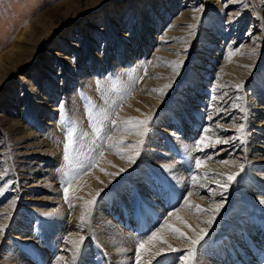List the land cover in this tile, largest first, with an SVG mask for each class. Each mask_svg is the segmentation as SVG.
Returning a JSON list of instances; mask_svg holds the SVG:
<instances>
[{
    "label": "rangeland",
    "instance_id": "obj_1",
    "mask_svg": "<svg viewBox=\"0 0 264 264\" xmlns=\"http://www.w3.org/2000/svg\"><path fill=\"white\" fill-rule=\"evenodd\" d=\"M228 2H231V0H0V56L2 55L4 58L0 67H9L19 59V54L21 53V49H17L19 42H21L20 46L23 42H28V46H30L32 50L35 43V41L32 42L34 39L32 33L38 31L36 29L44 32L47 28L43 40L39 43L36 42L33 48L34 53L32 52L31 55L33 56L34 54V57L30 59L34 60L32 62L29 61L30 63L26 62V64H22L21 66L16 67V69L15 67L9 68L7 70L9 75L8 73L6 74L8 75V79L0 86V211L4 212L0 214V220H3L4 218L2 219V217L6 216V214L11 211V207L14 206V198H18L14 213L19 210L17 212V214H19L21 208L26 209V214L24 217H21V221L18 216L10 219L11 222H9L8 229L1 237L0 254L6 255L10 249L13 251L16 248V250L21 253L25 252L24 255L28 254L25 258V261H27L26 264H53L60 255L64 254V252L61 253V245H59L60 247H58V249H50L47 247L44 235L50 230V222L43 218L44 216L41 214L43 212L40 210L49 209L50 206L64 207V193L65 189H67L69 206L66 204L68 207L66 218L71 219L73 217L72 221H74V218L80 216V220L83 219V217L84 220H87L89 228V249H91V252L94 254H92L93 257H91L92 261H89L87 264H111L108 259L105 260L100 257V260H97L96 258L100 253L99 249L102 247H98L99 244L94 239V237L96 238V232L93 231V229L97 224L95 221L90 223L91 220L89 219V215L91 218L95 215V212L92 211L93 204L97 205L100 201L109 200V202L106 203V205H109V211L110 207L113 206V201H119V197H117L115 193H112L113 195L111 194L109 196L110 199H108L107 196V200L103 198V196L101 197L100 194L94 195L93 191L94 187L99 183V180H97L99 179V176L104 177L102 172L106 169L104 168L102 161L105 159L108 151H110L109 139H104V133L101 129L102 125H105L107 122H105V120L103 123L98 121L89 126V128L86 125V129L97 127L99 130L90 131L91 134L86 139H77L76 133L79 127L77 125L78 123H76L77 119L75 120L73 117L74 115H72V108L69 107V105L67 106L69 99H71L72 96H77L79 102L81 100L83 101L84 104H81L82 106L79 105V109L82 107L84 113L83 119H87L91 114H94L97 117L99 115L98 104L95 102V97L85 88L86 81L94 79L96 81L95 83L102 85L104 80L107 82L109 80V83L112 85V94L114 96L117 95L115 96L117 100V97L121 98V105L118 106V108L115 107L116 109L113 108V114L109 116V121H112L110 129L113 130V119H117L118 115L116 116V114L123 111V105H125L126 100H129L128 98L131 97V95L130 97L128 95L125 99V95L120 93V89L118 92L115 90L118 88L119 83L125 81L123 78L119 79V74L121 72H126L127 74L134 70V68H142L141 76L134 81L136 94L142 93L141 95L143 97L141 100L146 104L148 103L147 105H149V108L143 112L141 106L137 103L141 101L140 99L133 100L132 103L140 109L142 114L148 113L149 111L154 112L148 119L147 129L142 132V125H138L139 131L145 134L141 152H149L145 161L148 160V163L151 162V164H156L159 163L160 160L164 161L174 157L181 162L183 160L184 162L188 161L187 163H190L191 168L192 161L189 160L187 155L181 150L178 140L181 139L182 142L187 141L186 143H197L202 139L201 136L205 134L206 126L200 125L199 127H192L193 131H196L197 133L191 139L189 136L185 137L184 130L179 129V127L183 126L182 121L188 120V118H186L188 115L190 117L193 116L192 121H195V117L197 120H201L198 114L195 113V110L196 112L201 111V109L205 110L206 107L203 106V104H200V100L204 102L211 101V93H209V91H212L215 87L214 84L218 85L217 82H219L221 78L223 79V77L230 75L232 80H230V78L225 80L230 86H223L225 88L229 87L228 90H237L238 86L234 88L230 87L234 86L236 83H240L243 77L244 79L247 77L248 82L244 84L243 93L246 100L248 99V102H255L256 97L258 95L262 96L264 92V87H262V84H264V35L261 36L263 41L261 43L262 46L258 48L257 52L255 51L252 52L251 55H248L249 57H252L250 63H248L247 60L245 63L233 66L234 68L231 63L230 65L229 63H224L225 51L228 52L230 51L229 49L232 50L233 46L238 48L242 44H245V46L250 44L251 41L247 40L250 36H246L247 34H251V37L253 38L257 34L260 35L261 32L264 33V0H241L238 4L236 2L235 6H231L229 10H222L221 5ZM142 11L143 14L140 13ZM231 11L240 12L241 19L246 20V25H242L243 30H241V35L236 37L235 32L229 36L226 35V37L223 35L217 37L216 42L214 43L215 45L210 48L211 53L208 52L210 56L203 55L205 52L203 50L204 44L210 46L211 43H213L212 41L215 40L213 38L215 37V32L209 34V31L214 30L212 28L213 20L220 22V26L223 28L224 32L226 27H230L227 18ZM244 15H246V17L243 18ZM147 18L150 20L149 25L147 26L151 27V30L148 29L149 34H147V36H145V34L143 37L137 38L138 33L143 32L144 29V27L140 28L141 26L139 23ZM160 21L163 23L157 27L156 25L159 24ZM178 22L180 24H176ZM29 24L32 26H29ZM234 24V26H231L237 27L238 22H235ZM130 26L132 28H130ZM134 29L139 32H136ZM130 30H134L133 33L135 32V37L133 36V38H131L133 33L130 35ZM23 34H25V36ZM206 34L211 36L210 43L209 41L205 42L204 40ZM126 39L128 40L125 41ZM233 39L235 41L241 40V42L232 44ZM30 41L32 42L31 45L29 44ZM121 42L125 45L122 50ZM187 44L190 45L188 46ZM109 45L111 46V55L110 63L107 64L105 56L103 57V61L99 60L98 57ZM175 48L178 50L177 52H175ZM183 49H186V51L181 53L180 50ZM173 51L175 53H173ZM219 51L220 54H218ZM141 52L145 54L143 55ZM189 52L193 54L190 57L188 56ZM9 53L12 55H9ZM183 53L188 54L187 57H184L185 59H181ZM66 54L69 59L72 58L73 64H70L71 67H73L74 64L81 67L82 63H84L83 69L87 67L86 65L90 64L91 56H94L95 58L94 61L92 60V64L88 65L90 66L88 73L79 71V76H76V80L74 79L76 83L73 81L74 84L71 85L69 92L63 93L61 84H64V81L60 80L61 77L56 78L54 86H56L55 90L58 91L60 96L49 101L47 95L52 94V91H50L48 87H46V92L43 91L42 87H45V85L47 86L48 84L42 82L43 77L39 74L40 69L44 71V67L48 68L47 63L45 62L48 57L57 60L58 63L55 62V67L59 68L60 66L63 68L64 61L68 63L71 62L64 57ZM69 54L74 56L71 57ZM217 54L218 60L212 64L211 58H217ZM188 57L189 60H187L186 74L182 76V74L178 72V69L180 68L181 70L183 68L186 62L185 60ZM11 60H13V62ZM98 60L100 62H98ZM252 60H255L256 62L253 63ZM206 61L207 63H205ZM259 62L260 64H258ZM255 64H258L257 68L254 67L256 66ZM200 69L204 71L201 72ZM226 70H229L228 73L224 72ZM72 71L74 70L72 69ZM50 72L52 73L53 71H49L47 75L50 76ZM195 73L199 75L197 79L194 78L196 75ZM116 74L117 77H115ZM207 74L209 77L206 78ZM150 82L153 84L151 91L148 90L147 93L143 94V90H147V86ZM159 82L161 84H159ZM169 84H171V87H166V85ZM167 88L168 91L164 92V89ZM114 90L116 93H114ZM161 90L164 92V95H160ZM42 93L45 94L43 95ZM38 95L41 96V99H38ZM8 98H10V103H7ZM42 98H44V100ZM159 99L164 101V105L161 109L157 110V113H155V104L151 101L157 100L156 102L158 103ZM44 102V108H41L40 110H42V113L45 112V116L38 120L39 117L36 113L37 106H40V103ZM255 104L256 105L253 107L256 108L260 105L257 101ZM63 105L64 107L66 105L63 109L64 117L57 118L62 112L61 106ZM48 108L51 109L50 116L54 118L53 120H49ZM137 108L136 111L138 110ZM136 111H133V114L137 113L136 115L139 116L138 119L144 121V119H140L139 112ZM178 116H183L179 127L175 124L176 121L180 122ZM50 122L53 124L48 125L47 123ZM227 124L229 125L230 123L228 122ZM187 125H189L188 121L186 123V126ZM49 129L59 134L60 137L63 136L59 147L63 144L64 150L62 149V151L64 156V166H62L63 169L61 170L63 171L61 172L60 179L57 180L56 187L54 188V191L59 194H55L51 191L41 192L39 189L35 190V194H31L30 191L34 188H30L29 185L36 184V180H43L47 172L52 174L51 169L57 168L56 166L53 167L52 164L51 166L46 164V166H48L44 169L47 170L46 172L37 171L32 174V176L29 175L31 176V179H25V175L29 174L30 171L36 170V168L39 167V163H46V154L44 159L39 157V154L40 156L44 155V153L42 154L41 149H49L51 151L50 143H47L48 147H44L45 143L39 147L38 144L39 141H42L46 137ZM211 131L213 130L211 129ZM245 131L250 133L251 129L246 128ZM106 132H108L107 128ZM70 133L73 139L71 146L69 145L68 139ZM29 134L31 135L29 136ZM206 134H209V132H206ZM261 134H263V139L258 140V138H255V141H253L255 142L253 143L252 148L254 153H252L250 159L256 160L258 158L257 160L260 161V158H264V131H262ZM245 135H247V133ZM254 135L252 134V137H254ZM96 141H99V145L97 144L95 148L94 143ZM125 143L124 147L126 146ZM158 145L164 148V152H171V157L166 158L165 155L158 154V151L153 153L152 151L159 147ZM26 147H30V149L26 150ZM80 148H83L84 151H82V149L80 151ZM176 148H179V150ZM56 149H58L59 152V148L57 147ZM27 152L29 154H26ZM32 152L33 155L30 154ZM82 154L84 155L83 157ZM195 155L196 156L194 157L199 156V154ZM182 157L184 158L182 159ZM150 158H155V160L152 159L151 161ZM157 158H159V161ZM113 160H115V158H113ZM195 160V165H197V159ZM5 161H7V167L3 164ZM76 164L78 165L76 166ZM188 164L186 165V168L188 172H190ZM249 165L248 161L247 167H243V171H241L242 173H240L230 185L232 192H237L239 197L234 196L235 193H231V205L227 208V213L236 214L240 211L239 208L238 210L231 209L232 206H235L236 204L235 200H238L239 198V205H242L243 209L245 208L246 211L248 210V212H250V227L253 228L254 226V228L260 229L264 228V211H254L252 204L254 201L252 200L250 202L247 200V197L244 198L242 196L245 194L243 187L246 185L244 186V182L249 181ZM138 166L143 169L145 168L143 162H138ZM55 171H58V169H55ZM259 173L264 176V169H260ZM146 175L149 176V179L146 178V181L148 182V180L151 179L152 183H142L141 186L149 185V189L151 188L150 191L154 193L155 197L157 195L155 202H153L154 205L146 202L142 190H140L139 187L128 183V181L127 185L130 190L128 196L130 201L127 205H125L123 201L118 204L121 211V214L119 215L122 216L116 218L113 210H110L106 214L107 219L110 218L115 220V225L120 229H124L126 232L137 237L135 241L136 247L140 245L141 241H146L148 237L160 228L161 224L165 221L164 218H166L169 213H176L179 211L183 201V195L188 194V191H186L183 195H178L171 182L160 173L151 171L150 174ZM133 176L134 175H130V177ZM94 179L97 181H93ZM43 183L44 182L41 184ZM48 183H53V181L50 180ZM254 183L255 185L259 184L258 182ZM8 184L10 185V188L2 194L5 186ZM50 185L52 186L53 184ZM13 186H16V188ZM42 189L47 190L52 188L42 187ZM16 191L17 193H20L19 196H17ZM252 195L254 196L255 194ZM96 196H99L98 199ZM176 197L179 199L176 200L175 206H172V200ZM150 199H152V195L150 196ZM61 200H64V202H61L59 205L55 204V202ZM72 202H75L76 207L73 206ZM94 209L96 210V207ZM160 209L166 215H159L158 210ZM225 215L224 218L218 222V226L216 227L224 225V221L228 220L229 216L226 215V217ZM25 220H28L35 226L37 225L39 228L33 234L35 238H32L31 242L26 241L25 237L19 238V234L16 236V232H19L21 229V222ZM150 223H152V225L148 226ZM141 230L142 232L144 230L146 231H144L145 233H142ZM243 233V240L241 238L243 245L237 244L233 240L229 243L232 247V252L229 251V256L227 254L228 262L244 264L246 261V258L243 257L244 253H250L252 251V255H254V246L262 243L261 236H259L261 231L255 235H250V232L245 233L243 231ZM211 239L212 238L210 237L209 241ZM213 242L216 241L214 240ZM221 242L222 241H220V243ZM205 243L206 242L201 243L196 248L195 256L192 257L194 264H196L198 257L201 256V248L205 246ZM220 243H218V245H220ZM235 246L239 248V250ZM44 249L48 251L47 255L41 254ZM102 250L106 251L104 248ZM103 251L102 253L105 255ZM255 259L258 260V258H254L250 262L253 263ZM1 260L2 258H0V264ZM79 260H76V264H78ZM262 261L264 260H258L256 264H264ZM133 262V264H137V261Z\"/></svg>",
    "mask_w": 264,
    "mask_h": 264
},
{
    "label": "bare ground",
    "instance_id": "obj_2",
    "mask_svg": "<svg viewBox=\"0 0 264 264\" xmlns=\"http://www.w3.org/2000/svg\"><path fill=\"white\" fill-rule=\"evenodd\" d=\"M240 1L241 0H231V2L222 4L221 8L222 10L226 9L227 11L231 8V6H235L236 2L238 4V2ZM140 13L143 14V11ZM244 17H246V15H244L243 18ZM148 19L149 18L144 19L139 23V25L141 26L140 28L144 27L143 32H139L138 30L134 29L136 32H139L137 38L139 37L141 38L143 37V35L146 34L145 36H147V34H149V30H151V27L147 26L149 25V21H150ZM227 20H228V23L230 24V27L228 28L226 27L225 28L226 30L224 32H223V28L220 26V22L218 21L216 22V20H213L212 28L214 30L209 31V34L212 32H215V37H213L215 40L212 41L213 43H211L210 46L209 45L207 46L206 44H204L203 50L205 52L203 55L208 56L209 53H211L210 48H212L215 45L214 43L216 42L217 37L222 36V35L226 37V35L229 36L230 34L235 33V32H236L235 33L236 37L241 35V30H243L242 25H246L245 23L246 20L241 19L240 12L231 11L229 13ZM161 21L159 22V24L156 25L157 27L161 23H163ZM235 22H238L237 27H233L235 25L234 24ZM176 24H180V23L178 22ZM29 26H32V25L29 24ZM130 28L132 27L130 26ZM36 30L38 31H34L35 33H32V35L34 36V39L33 41L32 40L31 41L32 42L35 41L32 47V50L30 46H28V42H23L21 46H20L21 42H19V44L17 45L18 47L17 49L18 50L21 49V53L19 54L20 55L19 59L15 63H12L13 60H11L12 64L9 67H6V66L0 67V86L2 85L4 81L8 79L7 77L9 73L7 70L9 68L15 67L16 69V67H19L22 64H26V62H29V61L32 62L34 60V59L33 60L30 59L34 57V54L33 56L31 55L33 52V48L36 42L39 43L40 41L43 40V36L47 32V31L45 32V30L44 32L39 31V29H36ZM133 31L130 32V35L131 33H133ZM134 33L131 35V38H133V36L135 35ZM209 34H206V37L204 40L205 42L209 41L210 43L211 36ZM23 35L25 36V34ZM263 35L264 33L261 32L260 35L257 34L256 36L252 38L251 34H247L246 36L251 37L247 39L248 41H251L250 44H248L247 46H245V44H242L238 48L236 46H233L232 50L229 49L230 51L228 52L225 51L224 63H229V65L231 63L232 67L238 64L245 63L247 60H248L247 62L250 63V59L252 57L251 56L249 57L248 55H251L252 52H255V51L257 52L258 48L262 46L261 43L263 41H262L261 36ZM128 39H126L125 41H127ZM31 41L29 42L30 45L32 44ZM240 42L241 40L239 41H235L234 39L232 40V44L240 43ZM121 45H122L121 46V50H122V48L125 47V45L123 42H121ZM187 45L189 46L190 44H187ZM177 51L178 50L175 48V52ZM184 51H186V49L180 50L181 53ZM175 52L173 51V53ZM141 53L143 54V52ZM10 54L11 53H9V55ZM218 54H220V51L218 52ZM218 54H217V58H211L212 64L218 60ZM110 55H111V46L109 45L105 48V50H103L102 54L99 55L98 59L103 61V57L105 56L106 58L105 61H107V64H109ZM187 55L188 54L183 53L181 59L184 57H187ZM192 55L193 54L189 52L188 56L190 57ZM69 56L73 57L74 55L72 56L69 54ZM64 57H66V59H69L67 54ZM189 57L186 58L185 60L186 62L183 68L181 70L180 68L178 69V72L181 73L182 76L186 74L185 72L187 70L186 65H187V60H189ZM94 58H95L94 56H91V60H90L91 62L88 65L92 64V60L94 61ZM3 59L4 58L1 55L0 65ZM99 60L98 62H100ZM45 62L47 63L48 68L44 67V71L40 69L39 74L43 77L42 82H44V84L45 83L48 84L47 86L45 85V87H42L43 91L46 92V87H48V89L52 91V94L47 95L49 97V101H52L57 96H60L58 91L55 90L56 86H54V81H56V78L61 77L60 80L64 81V84H61L63 93L69 92L71 85L74 84L75 82L74 79L76 80V76H79V73H80L79 71H82L83 73L84 72L88 73V70L90 68V66L86 65L87 67L85 66L86 68L83 69L84 63H82L81 67L78 66L77 64H74L73 67H71L70 64L71 63L73 64L72 58L69 59L70 63L66 61L63 62V66H64L63 68H61L60 66L59 68L55 67L56 65L55 62H57V60L54 58L48 57ZM255 62L256 61L254 60L253 63ZM205 63H207V61ZM258 64H260V62ZM258 64H255L256 66L254 67L257 68ZM99 65L101 66L100 63ZM210 68H211V65H210ZM72 69L74 71H72ZM49 71H53L52 73L50 72V76L47 75ZM200 71L203 72L204 70L200 69ZM228 71L226 70L224 72L228 73ZM7 73L8 75H6ZM121 73L119 74V79L123 78L125 81L119 83L118 88L115 90L118 92V90L120 89L119 91L121 94L125 95V99L128 97V95L129 97L131 95V97L128 98L129 100H126L125 102L126 104L123 105V108H122L123 111L116 114V116L118 115L117 119L115 118L113 119L114 121L113 130L110 129V125L112 121H109V116L113 114V108L115 107L118 108V106L121 105V98L117 97L118 98L117 100L115 98V96L117 95L114 96L112 94L113 93L111 92L112 85L109 83V80L108 82L104 80L102 85L95 83L96 81L94 79L93 80L90 79L89 81L88 80L86 81L85 88L87 89L88 92H90L95 97L94 98L95 102L96 104H98V114L99 115L97 117L96 115L91 114L90 117H87V119L86 118L83 119L84 113L82 111V107L81 109H79V105L84 104V103L82 100L79 102L77 96H72L71 99H69V102L67 104V106L69 105V107H71L73 110V113H72V115H74L73 117L75 118V120L77 119L76 123H78L77 125L79 127L76 133L77 139H80V140L86 139L88 136H90L91 134L90 131L99 130L97 127H91V129H88L89 126L95 124L96 122L100 121L101 123H103L104 120L105 122H107L105 125H102L101 129H102V132L104 133V136L102 135L104 139L106 138L109 139L110 151H108V153L105 156V159L102 161L104 164V168L106 170L102 172V175L104 177L99 176V179H97L99 180V183L93 189L94 195L100 194L101 197L103 196V198L107 199V196H108V199H110L109 196L112 193H115L116 196L119 197V201L118 202L113 201L112 203L113 206L110 207V210H113L114 216L117 218L119 216H122V215H119L121 214V211H120L118 204L122 203L123 201L124 204L127 205V203L130 201L129 196H128V192L130 190L127 185V182L129 181L128 183H131L139 187L140 190H142V192L145 195L146 202L154 205L153 202H155L157 195L155 197L154 193L150 191L151 188L149 189L148 187L149 185L141 186L142 183H148V184L150 182L152 183L151 179L148 180V182L146 181V178L149 179V176H147L146 174H150L151 171L160 173L163 177L165 176L171 182V184L175 188L178 195H183L186 191H188L187 192L188 194L183 195V201H182L179 211H177L176 213L175 212L169 213L168 216L164 218L165 221L161 224L160 228H158L154 232L155 238L149 239L148 237L147 240L144 241L142 248L140 247V245H138V247L135 246L136 244L135 241L137 238L135 235L126 232L124 229L123 230L120 229L117 225H115V220H112L110 218L107 219L106 214L110 211V210L108 211L109 205H106V203L109 202L108 199H107L108 201L106 200L100 201L97 205L93 204L92 211L95 212V215H93L92 218L89 215V219L91 220L90 223H92V221H95L97 224L94 226V229H93V231L96 232L95 234L96 238L94 237V239L99 244L98 247H102L99 249L100 256L99 255L96 256L97 260L98 259L100 260V257L102 258L101 252L103 251L102 249L104 248L106 249V251H103V252L106 254V258L110 261L111 264H133L134 263L133 261H137V251L138 250L142 252V253L139 252L140 254L139 264H194L192 260L193 256L190 257L188 255L189 250H193L195 252L196 248L201 243L206 242L204 244L205 246L202 247L203 249L201 248V251H202L201 256L198 257L196 264H232L233 262H228V259H227L228 258L227 254L229 256V251L232 250V247L230 246L229 243L233 240L235 243L243 245L242 244V240L244 236L243 231L245 233L250 232L249 233L250 235L258 234L260 233V231L262 233V234L260 233L259 235L261 236L262 243H259L260 245L255 246L253 249V251L255 250V252H257L258 250L257 252L258 254L254 253V255H252L251 252L244 253L243 257L246 258V261L244 264H256L258 260H264V228L256 229L254 228V226L253 228L250 227V221H251L249 220L250 212H248V210L246 211L245 208L243 209L242 205L241 206L239 205L240 204L239 198L238 200H235L236 204L235 206L233 205L231 209L238 210L239 208L240 211H238V213L236 214L227 213L228 211L227 208L231 205V193L232 194L235 193V191L232 192L231 187H230V185L234 181H230L228 178L229 176H232L236 173H239V174L242 173L241 166L243 167L245 166L246 168L248 161L250 165L248 166V170H249L248 178L249 179L248 178L247 179L251 181L244 182L245 183L244 186L246 185L245 187H243L245 194H243L242 196L244 198L247 197V200H249L250 202L252 200L254 201V203L252 202L254 211H264V203L261 202V201H264V176L259 173L260 169H264V161H262L264 160V158H260L259 159L260 161L257 160L258 158L256 160L250 159L252 153H254V150L252 148H253V143L255 142L253 141H255V138H258V140L263 139L262 138L263 134H261V132L264 131V92L262 96L258 95L256 97V101L260 105L257 106V108L253 107L254 105H256L255 104L256 101L248 102V99L246 100L245 95L243 93L244 84L248 82L247 81L248 78L246 77L244 79L243 77L240 83H236L234 84V86L230 87V88H234L238 86L237 90L235 89L228 90L229 87L225 88L223 85L230 86L229 84H227L225 80L228 78L232 80L231 76L230 75L227 77L222 76L223 79L221 78V80L217 82L218 85L214 84L215 87L212 89V91L208 90L209 93H211V96H210L211 101L204 102L200 100L201 101L200 104H203V106L206 107L205 110L201 109V111L199 112L198 111L196 112L195 110V113L198 114L201 120H197L195 117L194 118L195 121H192L193 116L190 117L188 115V117H186L188 118V120L182 121L183 126H180L181 119L183 116L182 117L178 116V119L180 122L176 121L175 123L176 125H178V127L180 126L179 129L184 130L183 132H184L185 137L189 136L190 139L197 133L196 131L195 132L193 131L192 127H199L200 125L206 126L205 134L201 136L202 138L201 140L204 141L203 144H200L199 141L197 143H186L187 141L182 142L181 139L178 140L179 141L178 144L180 145L181 150H183L185 155H187V158L192 161L191 168H190V163L189 164L187 163L188 161L184 162L183 160L181 162L175 159L174 157L170 158L171 152H164L163 150L164 148H162L160 145H158L159 147L155 148L154 151L152 152L156 153V151H158L157 152L158 154L165 155L166 158H170V159L164 160V161L160 160L159 163L151 164V162L148 163V160L145 161V158L148 157L149 152H143V153L141 152V149L143 147L142 143L144 141L145 134L141 133L138 129V125H141L138 123L140 121L138 119L139 116L136 115L137 113L133 114V111H136L137 107L135 106L134 103H132V101L138 100V99L141 100L143 97L141 95L142 93L136 94V88H135V82H134L135 80L139 79V77L141 76L142 68L140 67L134 68V70L127 73L128 75L126 74V72H124L123 74ZM117 74H118V70H117ZM117 74L115 77H117ZM155 76H156V73H155ZM198 77L199 75L196 74L194 78L197 79ZM207 77H209L208 74L206 75V78ZM159 84L161 83L159 82ZM152 86L153 84L150 82L149 85L147 86V90H143V94L147 93L148 90L151 91ZM115 90H114V93H116ZM166 91H168V88L164 89V92ZM42 94L44 95L45 93H42ZM38 96H39L38 99H41V96L40 95ZM42 99L44 100V98ZM156 101L154 100L151 101V102H154L155 104L154 106L156 110L155 113H157V110L161 109L164 105L163 100L161 101V99H159L158 103ZM7 103H10V98H8ZM12 103H15V102H12ZM137 103L141 106V109L143 112H145V110H148L149 108V105H147L148 103L146 104L145 102H142V100ZM44 104L45 102L40 103L41 107L37 106V111L35 110L37 113V116L39 117L38 120L42 119L45 116V112L42 113V110H40L41 108H44ZM61 107H62V110L61 109L60 110L62 112L59 116H57V118L64 117L63 109L66 107V105L65 107L64 105ZM50 111L51 109L48 108L49 120H53L54 118L50 116L51 115ZM136 112H139V115L141 117L140 119H144L145 122H148V119L150 118L152 113H154V112L149 111L148 113L142 114V112H140V109H138ZM187 121L189 122V125L186 126ZM228 122L230 123L229 125L227 124ZM47 124L51 125L53 123L50 122ZM86 125L88 126L87 129H86ZM242 126L244 128V131L241 132L239 131V129ZM142 127H143V130H142L143 132L145 129L148 128V125L146 127L145 126H142ZM106 128L108 132H106ZM210 128L213 131H211ZM246 128L251 129L250 133L245 131ZM206 132H209V134H206ZM246 133L247 135H245ZM252 134L253 135L255 134L254 137H252ZM30 135L31 134H29V136ZM59 137H60L59 134L49 129V132H47L46 137L42 141H39L38 147L44 143H45L44 147H48L47 143H50L51 151L49 149L48 150L41 149V152L42 154L44 153V155L40 156L39 154V157H42L44 159V156L46 154L45 156V159L47 158L46 163H39V167L36 168V170L34 171H30L29 174H26L25 179H31L32 174L36 173L37 171L46 172L47 170H44V169L48 166H51V164L53 167L56 166L57 168L51 169L52 174H49L50 172L49 173L47 172L43 180H38V181L36 180L35 181L36 184L29 185L30 188L31 187L34 188V189H31L30 191L31 194L32 193L35 194V190L37 189H39L41 192L51 191L55 194H59L54 191V188L56 187V184H57V180L60 179L59 178L61 176L60 174L63 171L61 170L63 169L62 166H64V163H63L64 156H63V151H62V149L64 150L63 144L61 147H59L60 146L59 144H61L62 142L63 136L60 138ZM216 140H220L221 142L215 143ZM224 141H227V143H225ZM124 143L126 144L125 146L126 148L124 147ZM97 144L99 145V141H96L94 143L95 148ZM57 147L59 148V152H58V149H56ZM25 149L29 150L30 147H26ZM81 149L82 151H84L83 148H80V151ZM176 149L179 150V148H176ZM26 154H29V153L27 152ZM30 154L33 155V152ZM195 154H199V156L194 157L196 156ZM83 156L84 155L82 154V157ZM113 158H115V160H113ZM129 158H132L135 162L130 163ZM183 158L184 157H182V159ZM152 159L155 160V158H152ZM157 159L159 161V158ZM195 159H197V161H201V164L199 166L195 165V161H196ZM138 162H143L145 164V168L143 169L139 167ZM3 164L6 167L8 166L6 165L7 161L3 162ZM46 164L48 166H46ZM78 164H76V166ZM187 164L189 165L190 172H188L186 168ZM55 169H58V171H55ZM121 169H123V171H121ZM106 173H110L112 175H108ZM130 175H134V176L130 177ZM237 177L238 175L236 176V178ZM50 180H52L53 183H48ZM97 180L94 179L93 181H97ZM42 182L44 183L41 184ZM254 182H258L259 184L255 185ZM50 184H53V185L51 186ZM41 186L47 187V188L51 187L52 189H47V190L42 189ZM13 187L16 188V186H13ZM8 188H10L9 184L5 186L4 192H2V194L5 193ZM252 194H255V195L253 196ZM19 195L20 193L18 192L17 196ZM151 195H152L153 201L152 199H150ZM200 195H203V196H200ZM234 196L239 197L237 195V192L235 193ZM98 197L99 196H96L97 199ZM177 199L179 198L176 197L175 199L172 200V203H173L172 206H175V202ZM64 200H65L64 207L63 206H58V207L50 206L49 209L40 210L41 212H43L41 213L44 216L43 218L50 222V226H49L50 230L48 231L47 234L45 233L44 235L46 238L45 243L47 247L50 249L51 248L58 249V247H60L59 245H61L62 247L61 253L64 252V254L60 255L59 258L63 257V260H60L58 258L54 262L55 264H76V260H79V259L80 260L78 264H87L89 261L90 262L92 261L91 257H93L94 255L91 252V249H89V246H90V244H88L89 228L87 225V220H84V217L83 219L80 220V216L74 218V221H72L73 217L71 219L69 218L67 219L66 215H67V210H68L67 205H68L69 198L68 197L67 199L64 198ZM64 200L57 201L55 202V204L59 205L61 204V202H64ZM17 203H18V198H14L13 200L14 206L11 207V211H9V213H7L6 216L2 217V219L4 218L3 219L4 221L0 220V227L4 229L2 232H0V242L2 239L1 238L2 235L8 229V226L10 224L9 222H11L10 219H12L15 216H18L20 217L19 220L21 221V217L22 216L24 217L26 214L25 213L26 209H23V208H21L19 214H17L19 210H17L16 213H14ZM72 203H73V206H75V202H72ZM217 205H222V207L220 208L218 212L216 211ZM95 207H96V210L94 209ZM158 212H159L158 213L159 215L165 214L163 211H161V209L158 210ZM2 213L4 212L0 211V214ZM225 214L229 216L228 220L224 221L225 222L224 225L220 227H216L218 226V222H220V220L224 218ZM209 220L212 221L211 224L206 223V221H209ZM21 223H22L21 229L19 232H16V236L19 234L20 235L18 236L19 238L25 237L26 241L31 242L32 241L31 239L35 238L33 234L35 233L37 229H39L38 226L31 224L28 220L22 221ZM158 224H155V225H158ZM151 225L152 223H150L148 226H151ZM173 229H175V231ZM202 229L204 230L206 235H204L201 232ZM181 233L183 235H181ZM201 235H203V239H200L198 244L193 245L191 243V240H197ZM210 237L212 239L209 241ZM214 240L216 242H213ZM219 241H222V242L220 243ZM218 243H220V245H218ZM77 249H79V251H77ZM173 249H177L178 251L174 252ZM237 249L239 250V248ZM47 252L48 251L44 249L42 250L41 254L47 255ZM24 253L19 252L18 250H16V248L13 251L10 249V251H8V254L6 255L0 254V258H2L1 264H26L27 261H25V258L28 256V254L24 255ZM73 257H75V259H73ZM254 258H258V260L255 259L253 263H251L250 261ZM233 264H237V263L235 262Z\"/></svg>",
    "mask_w": 264,
    "mask_h": 264
},
{
    "label": "snow or ice",
    "instance_id": "obj_3",
    "mask_svg": "<svg viewBox=\"0 0 264 264\" xmlns=\"http://www.w3.org/2000/svg\"><path fill=\"white\" fill-rule=\"evenodd\" d=\"M181 66H182V63H181ZM166 87H171V84H169V85H166ZM262 87H264V84H262ZM160 95H164V92L161 90V92H160ZM139 124H141L142 126H147V122H145V121H140V122H138ZM239 131H244V128H243V126L239 129ZM68 139H69V145L71 146V144L73 143V139H72V135H71V133L69 134V137H68ZM221 141L220 140H216L215 141V143H220ZM225 143H227V141H224ZM199 143L200 144H203L204 143V141L203 140H201V141H199ZM129 162L130 163H134L135 161L132 159V158H129ZM197 163V165L199 166L200 164H201V161H197L196 162ZM226 163V162H225ZM121 171H123V169H121ZM241 171H243V166H241ZM106 174H108V175H112V174H110V173H106ZM237 175H239V173H236V174H234V175H232V176H229V180L230 181H234L235 180V178H236V176ZM65 198L67 199V189H65ZM262 203H264V201H261ZM94 203V202H93ZM222 207V205H217L216 206V211L218 212L219 210H220V208ZM206 223H208V224H211L212 223V221L211 220H209V221H206ZM4 229L2 228V227H0V232H2ZM174 231H175V229H173ZM201 232L204 234V235H206V233L204 232V230L202 229L201 230ZM181 235H183L182 233H181ZM152 238H155V233H153L150 237H149V239H152ZM200 239H203V235H201L197 240H191V243L193 244V245H196V244H198L199 243V240ZM81 243H82V241H81ZM143 241H141V243H140V247L142 248L143 247ZM77 251H79V249H77ZM173 251L175 252V251H178L177 249H173ZM189 255L190 256H195V252L193 251V250H189ZM60 260H63V257H60L59 258ZM73 259H75V257H73ZM137 264H139V250L137 251Z\"/></svg>",
    "mask_w": 264,
    "mask_h": 264
}]
</instances>
